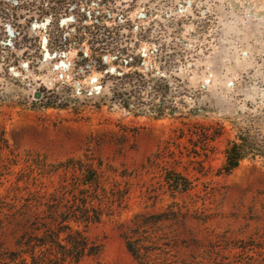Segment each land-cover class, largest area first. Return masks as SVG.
<instances>
[{
  "label": "rangeland",
  "instance_id": "rangeland-1",
  "mask_svg": "<svg viewBox=\"0 0 264 264\" xmlns=\"http://www.w3.org/2000/svg\"><path fill=\"white\" fill-rule=\"evenodd\" d=\"M92 2L100 36L70 9L0 29V264L60 258L51 207L91 202L75 264H264V0Z\"/></svg>",
  "mask_w": 264,
  "mask_h": 264
},
{
  "label": "trees",
  "instance_id": "trees-1",
  "mask_svg": "<svg viewBox=\"0 0 264 264\" xmlns=\"http://www.w3.org/2000/svg\"><path fill=\"white\" fill-rule=\"evenodd\" d=\"M93 3L94 2H92V0H17V2L11 5L13 12L10 13L11 14L10 16L13 17V20L15 22L14 21L10 22L9 20L10 16H7V14H5V11H8L7 8H10V7L8 3L0 0V29L3 26V29L5 30L4 27L6 25L11 26L10 24H12L13 26L17 27V29H19L20 31V32L16 31L17 35L16 36L14 35V37L17 38L20 35L21 36L20 39L24 42L27 39L29 40V38H27V31L23 32L25 28L23 25H20L21 23H19L18 21L21 14L18 15L17 12L19 13L23 11L24 15L29 16L30 19L27 21L31 24V22L36 18L35 16L38 17L37 20L42 22L49 14L57 18L59 17L60 13H66V11L70 9L71 11L75 13L74 15L79 18V19H76V22H80L81 24L78 27L79 29L81 30L86 29L87 30L86 32L90 33L93 37H96L98 35L100 36L101 35L100 30L104 25L101 22V17L99 18L97 16L98 15L97 11H95V9H92ZM110 3H113L112 0ZM87 16L91 17V20L93 22L92 25L89 27H87V25L82 24V22L86 21ZM101 24L102 26H100ZM48 28H49L48 34H51L53 35V37H56V38L59 37V35L56 36V34H61L60 32L63 30L61 29L59 24H55L54 26L53 24L49 23ZM92 30H94L95 33H93ZM105 32L108 34H105ZM119 34L120 33H118L117 35L119 36ZM102 35L103 37L108 38V39L112 38L109 36L110 35L109 31L106 29L104 30V34L102 33ZM121 36L123 37V35ZM7 37L8 35H6V39ZM103 41L105 40H102V42ZM96 42H99V41L97 40ZM125 43H127V39L124 40L123 38H120V39L112 38L111 42L108 45L115 44V48H116L115 50L118 55L116 56L117 59L122 62H126V64H130V61H129L130 59L135 60V61L137 59H135L133 55H130L128 53L129 49L123 46V44ZM0 47H3L4 50L9 51L10 43L8 41L2 40L0 43ZM129 77H131L129 74L120 73V75L115 77V79L122 81L123 83V81L126 82L127 80L125 79H129ZM140 85L141 84L131 85L133 86V91H137ZM156 86L158 88L157 89L158 91L163 90L162 83L159 82L156 84ZM242 158L243 156H242L240 149L235 144L232 145L227 150V153H226L225 165H224L226 172H230L231 170L236 168L239 164V161ZM93 204L94 203L91 202L90 205L88 203H81V204H78L75 206H69L66 208L60 205L51 207V222L49 223V227H48L51 229L50 232L52 233L51 242L55 243L59 237V234L64 233L65 235L64 241H63L64 243L60 245V249L62 251H60L59 253L61 257L59 258L58 255H55L54 257L55 260L39 259L37 261H34L35 264H75L79 260H81L83 257L90 254L86 237L83 235V233L80 230L72 228L71 224H75V223L76 224L78 223L88 224V223L93 222V217L91 216V214L93 213L92 208H94ZM57 215H62L61 223L63 222L65 224L63 227L64 229L62 231L56 230L55 228H53L57 222L56 220ZM95 219L96 218H94V220ZM53 245L54 244H51V246ZM54 248L56 247L53 246L52 248L55 251ZM126 248L129 252L133 254V256H135V258L138 257V254L135 250V246L130 241L126 242ZM59 259H61L60 263L58 262ZM144 259L145 258H141L140 259L141 262L144 261Z\"/></svg>",
  "mask_w": 264,
  "mask_h": 264
},
{
  "label": "water",
  "instance_id": "water-1",
  "mask_svg": "<svg viewBox=\"0 0 264 264\" xmlns=\"http://www.w3.org/2000/svg\"><path fill=\"white\" fill-rule=\"evenodd\" d=\"M39 97H40L39 93H35V94H34V98H35V99H38Z\"/></svg>",
  "mask_w": 264,
  "mask_h": 264
}]
</instances>
